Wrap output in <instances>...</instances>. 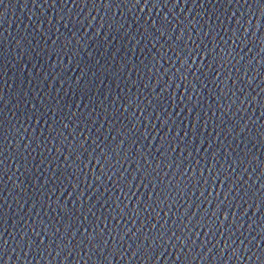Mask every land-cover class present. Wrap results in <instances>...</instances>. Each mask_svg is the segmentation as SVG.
<instances>
[{"label":"water","instance_id":"obj_1","mask_svg":"<svg viewBox=\"0 0 264 264\" xmlns=\"http://www.w3.org/2000/svg\"><path fill=\"white\" fill-rule=\"evenodd\" d=\"M0 264H264V0H0Z\"/></svg>","mask_w":264,"mask_h":264},{"label":"snow or ice","instance_id":"obj_2","mask_svg":"<svg viewBox=\"0 0 264 264\" xmlns=\"http://www.w3.org/2000/svg\"><path fill=\"white\" fill-rule=\"evenodd\" d=\"M244 31H248V28H245ZM176 55L179 56V53H176ZM21 239H23V238H21ZM145 241H147V238H145ZM145 246H147V245L145 244ZM139 250L143 251V249H139ZM236 250L238 251V249H236ZM149 251H151V250H149ZM233 254H235V251L233 252Z\"/></svg>","mask_w":264,"mask_h":264}]
</instances>
